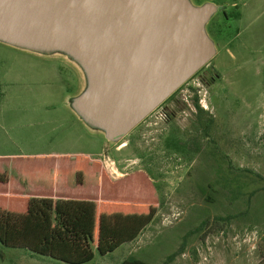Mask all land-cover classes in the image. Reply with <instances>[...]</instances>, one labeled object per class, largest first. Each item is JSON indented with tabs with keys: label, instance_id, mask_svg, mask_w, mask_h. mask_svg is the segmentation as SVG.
Listing matches in <instances>:
<instances>
[{
	"label": "rangeland",
	"instance_id": "374dc122",
	"mask_svg": "<svg viewBox=\"0 0 264 264\" xmlns=\"http://www.w3.org/2000/svg\"><path fill=\"white\" fill-rule=\"evenodd\" d=\"M187 1L196 7L210 0ZM211 2L224 13L204 26L214 49L205 67L216 78L203 82L201 69L161 105L172 114L168 123L149 127L144 120L117 142L74 110L88 82L68 53L36 57L0 42V155L86 158L112 180L144 171L155 189L156 214L136 241L109 255L94 253L87 264L129 257L161 264L173 253L168 264L258 261L264 240V0ZM185 89L194 112L181 102L179 111L172 106ZM194 98L203 116H196ZM121 146L126 152L118 151ZM109 163L116 175L109 174ZM0 264L61 263L0 246Z\"/></svg>",
	"mask_w": 264,
	"mask_h": 264
},
{
	"label": "water",
	"instance_id": "95a60500",
	"mask_svg": "<svg viewBox=\"0 0 264 264\" xmlns=\"http://www.w3.org/2000/svg\"><path fill=\"white\" fill-rule=\"evenodd\" d=\"M216 12L187 0H0V42L66 52L88 82L74 110L120 141L214 55Z\"/></svg>",
	"mask_w": 264,
	"mask_h": 264
},
{
	"label": "trees",
	"instance_id": "16d2710c",
	"mask_svg": "<svg viewBox=\"0 0 264 264\" xmlns=\"http://www.w3.org/2000/svg\"><path fill=\"white\" fill-rule=\"evenodd\" d=\"M192 101L196 116H203L195 98ZM174 143L177 150L179 143ZM6 162L0 160L3 248L61 264H87L94 253L102 257L135 242L156 214L155 189L145 172L112 180L101 164L86 158L57 159L53 161L56 168L29 173L9 169ZM8 170L20 184L40 188L43 196L21 198L12 192ZM257 250V264H264V240ZM175 255L167 256L161 264H168ZM120 264L146 263L129 257Z\"/></svg>",
	"mask_w": 264,
	"mask_h": 264
},
{
	"label": "crops",
	"instance_id": "0c3cea01",
	"mask_svg": "<svg viewBox=\"0 0 264 264\" xmlns=\"http://www.w3.org/2000/svg\"><path fill=\"white\" fill-rule=\"evenodd\" d=\"M209 2H211V0L210 1H205L204 3H201L198 6H200L202 4H205V3H209ZM22 51L26 55H36V57H39V55L35 54L34 52L27 51V50H22ZM168 121L166 123H168ZM164 126H165V124H164ZM124 148L125 147L121 146L120 148H118V151H123L124 150L126 152V150ZM58 159H63V158H58ZM0 160L7 161L6 162L7 164L5 165V167H7L9 169H12V168H16V169H19V170L23 169L20 173H29V172H31L33 170H43V169L52 170L53 167L56 168L57 165H58L57 162H53V161H56L57 159H54V158H40V157H37V156L16 158V157H6V155H0ZM49 160H52V161H49ZM44 161H46V162H44ZM123 169L124 168H122V170ZM141 172H144V171H141ZM7 174H8L9 178L11 179V181L13 183L12 184L13 188L11 189V191L12 192H17L21 198H31V197L38 198V197H42L43 196L40 188H36V187L26 186V185L20 184L17 181L16 175L14 173L9 172V170H8ZM150 182H151V179H150ZM133 243L134 242H132L130 244H126V245L129 246V245H131ZM142 262H144L146 264H150V263H147L145 261H142ZM256 264H257V262H256Z\"/></svg>",
	"mask_w": 264,
	"mask_h": 264
},
{
	"label": "built area",
	"instance_id": "2783aa9c",
	"mask_svg": "<svg viewBox=\"0 0 264 264\" xmlns=\"http://www.w3.org/2000/svg\"><path fill=\"white\" fill-rule=\"evenodd\" d=\"M196 88H195V91H196ZM188 91H189V89H187V90L185 89L183 91H179L178 99H179V101L181 103H183L187 107V109H189L190 112H194V106H193L192 102L189 100L190 98H189V96L187 94ZM197 105H199V107H201V109H203V110L206 109L204 100H198L197 101ZM168 114H169V111L166 110V109H163V108H160V107L154 108L146 116V118L143 119V121L147 120V123H148L147 125L149 127L150 126H156L157 124L164 123L167 120ZM108 166H109L108 167L109 174L116 175V172L112 168L113 167V163H109ZM103 169L105 170L104 167H103Z\"/></svg>",
	"mask_w": 264,
	"mask_h": 264
},
{
	"label": "flooded vegetation",
	"instance_id": "af4514ba",
	"mask_svg": "<svg viewBox=\"0 0 264 264\" xmlns=\"http://www.w3.org/2000/svg\"><path fill=\"white\" fill-rule=\"evenodd\" d=\"M209 4H212V5H214L215 7H216V12L214 13V14H216V13H218L221 17H223V15H224V13H223V11H221L220 9L222 8V6H218V5H215L214 3H212V2H209ZM196 6H198V5H196ZM213 14V15H214ZM211 18V17H210ZM210 18L208 19V21L205 23V25H207V23L209 22V20H210ZM204 25V26H205ZM206 29V28H205ZM204 32H205V30H204ZM205 34H206V32H205ZM207 36V35H206ZM208 37V36H207ZM209 39V38H208ZM210 40V39H209ZM206 65V64H205ZM205 65L204 66H202L197 72H199L201 69H202V71H201V73H202V80H203V82H210V81H212L213 79H214V77L216 78V73L214 72V70H212V68H208V67H205ZM203 67H204V69L205 70H203ZM196 72V73H197ZM193 76V75H192ZM184 83H186V82H184ZM183 83V84H184ZM182 86V85H181ZM180 88V87H179ZM179 88H177L173 93H175L176 91H178V89ZM172 93V94H173ZM164 102V101H163ZM163 102L161 103V104H159L156 108H158V107H161V105L163 104ZM177 105H179L180 107L182 106L181 105V103H180V101H179V99L177 98V99H175V101H173L172 102V106H173V108H176V109H174V110H178L179 111V106H177ZM177 107H178V109H177ZM170 118H173L172 117V114H168V117H167V120L164 122V123H166Z\"/></svg>",
	"mask_w": 264,
	"mask_h": 264
},
{
	"label": "bare ground",
	"instance_id": "6f19581e",
	"mask_svg": "<svg viewBox=\"0 0 264 264\" xmlns=\"http://www.w3.org/2000/svg\"><path fill=\"white\" fill-rule=\"evenodd\" d=\"M78 68H80L81 69V67H78ZM87 127V126H86ZM89 128V127H88ZM94 131V130H93Z\"/></svg>",
	"mask_w": 264,
	"mask_h": 264
}]
</instances>
